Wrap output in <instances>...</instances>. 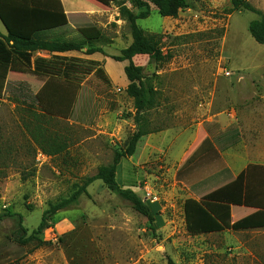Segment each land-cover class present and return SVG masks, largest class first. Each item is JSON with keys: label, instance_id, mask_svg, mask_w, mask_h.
I'll return each instance as SVG.
<instances>
[{"label": "rangeland", "instance_id": "obj_1", "mask_svg": "<svg viewBox=\"0 0 264 264\" xmlns=\"http://www.w3.org/2000/svg\"><path fill=\"white\" fill-rule=\"evenodd\" d=\"M84 1L105 10L93 22L110 42L93 46L102 47L95 54L103 58L110 82L88 74L79 85L61 79L47 84L58 94L76 91L68 117L41 114L35 102L6 96L0 101V213L20 214L26 235L49 203L110 163L136 128L133 100L125 92L126 61L112 58L131 42L129 25L113 1ZM187 1L176 17H163L151 5L150 14L136 21L146 32L160 34L163 51L172 57L156 68L148 57L135 56L146 81L160 90L159 105L145 114L153 132L122 157L116 180L148 204L155 232L128 200L97 179L75 203L46 216L41 232L25 243L18 242L23 233L16 215L0 220V264H264V228L200 234L186 229L184 201L198 197L189 182L228 165L234 177L199 197L216 201L242 182L246 164H264V44L248 30L257 15L244 9L228 13L230 0ZM248 1L264 11V0ZM126 6L134 13L145 9L133 0ZM86 18L69 20L87 25ZM77 33L71 28L67 37ZM85 47L74 55L85 57ZM234 127L240 141L221 152V164L204 163L193 174L178 176L202 153L191 148L196 136L198 145Z\"/></svg>", "mask_w": 264, "mask_h": 264}, {"label": "trees", "instance_id": "obj_2", "mask_svg": "<svg viewBox=\"0 0 264 264\" xmlns=\"http://www.w3.org/2000/svg\"><path fill=\"white\" fill-rule=\"evenodd\" d=\"M111 1L117 7L119 16L127 21L130 28L131 42L121 49L119 55H114L112 58L116 61H126L123 67V72L128 81L125 92L133 100L136 128L125 148L116 152L110 163L100 165L95 174L85 177L81 184H76L67 196L49 203L38 226L29 235H26L27 229L21 224L22 216L20 214L0 213V220L6 216L16 215L18 217V227L23 233L18 238L19 243H25L35 238L36 234L41 232L46 216H52L59 210L75 203L79 196L87 194L88 185L97 179L101 180L109 190L128 200L137 212L146 217L149 229L155 232V217L151 208L133 190L119 188L116 180L117 166L122 157L131 156L138 141L143 136L153 132L147 128L148 123L145 114L159 105L160 90L146 81L143 67L135 63L134 57L145 55L149 62L155 63L156 68H159L172 57L170 51H163L161 35L146 32L136 21L138 18H145L150 14L151 5L163 17H176L180 10L188 7V1L133 0L136 7L145 8L137 13L126 6V0ZM230 4L228 13L244 9L257 15L248 23V30L256 42L264 44V11L254 7L248 0H230ZM0 21L6 29L5 34H0V100L4 90L8 87L5 82L12 58H15L19 64L34 73L62 79L69 85L81 84L88 74L96 75L105 83L110 82L103 68V63L99 60L65 55L33 58L34 53L41 50L49 52L81 50L85 47L84 42L87 43L85 54L103 52L102 47L93 46L94 43L99 42L104 45L110 42V39L95 25L79 27L77 37L68 38L71 28L68 27V19L60 0H0ZM22 89V85L16 88L19 93L23 94ZM51 93L55 92L45 88L39 90L31 99V104L35 102L40 107L41 114L70 116L76 91L69 92V94L59 93L58 98L52 97ZM51 102L53 104L56 102L58 107ZM60 108H64L65 112L59 111ZM213 141L217 148H212L200 155L191 165L180 171L178 176L187 173L193 174L194 170L204 163L221 162L219 151L234 146L240 141L239 130L234 127L223 131L218 137L213 138ZM58 150L54 148L52 152H58ZM48 152L50 153V151ZM231 179L230 169L222 164L214 172L197 181L189 182L188 186L192 193L200 197L209 190V187H218ZM236 186L216 201L195 197L187 198L183 204L187 231L191 234H200L219 232L225 229L264 228V165L249 163L246 166L242 182ZM232 205H243L255 208V210L232 221Z\"/></svg>", "mask_w": 264, "mask_h": 264}, {"label": "crops", "instance_id": "obj_3", "mask_svg": "<svg viewBox=\"0 0 264 264\" xmlns=\"http://www.w3.org/2000/svg\"><path fill=\"white\" fill-rule=\"evenodd\" d=\"M60 2L62 4L63 10L66 13L69 27L74 28L76 30L79 27H82L85 25H76V24L72 25L70 23V20H69L70 15L79 16V17L86 16L87 17L86 20L89 22V24H87V25H96L93 22V19L98 14H104L105 13V10H103L101 8L96 9L95 7H90V6L86 5V3H85L86 1H84V0H82L81 2H74L73 0L72 1L71 0H60ZM80 3L82 4V6L77 5ZM114 13L117 14V11H114ZM5 33H6V29L2 24V27H0V34H5ZM74 51L75 50H67V51H61V52H49L46 50H41V51H36L33 55V58H35L37 56L50 58L53 55L75 56ZM95 53L96 52H94L93 54L92 53L86 54L85 58H91V59L103 61V58L98 57ZM91 55L93 57H91ZM140 56L145 57V55H140ZM134 60H135V57H134ZM124 65H123V67H124ZM58 79L59 78H55V77L53 78V77H49L46 75L34 73L31 70H29L28 68L19 64L15 58H12L10 65H9V68H8V72H7V76H6V82H5V85H7L8 87H7V89L4 90L3 97L1 98V100H3V101L6 100L4 98V96H6L7 99H9V100L12 99L14 101H17V98H18L20 103L27 101V103L29 104V102H31V99L33 98L34 94H36L39 90L45 88V86L51 82L52 83L53 82L58 83ZM21 85L23 88L22 89L23 94L19 93L18 90H16V88H19ZM51 96L54 98L59 97L58 93H51ZM197 139H198V137L196 136L195 139L193 140L194 142L192 141L193 144H192L191 148L195 147V149H197L198 152L202 151V153L199 155H202L204 153L203 150H205L207 147L217 148L216 144L213 141V137H211V140H208V141H206L205 139H202V141L198 145H197V143H198ZM199 140H201V139H199ZM237 143H239V142H237ZM222 151H224V150L219 151L220 155H221ZM248 164L245 165L244 173H245L246 166ZM261 165H264V164H261ZM227 167L230 169V167L228 165H227ZM230 171L232 173V178H233L234 174H233L231 169H230ZM191 197H195V196L191 195ZM195 198L199 199V197H195ZM254 210H255V208H250V207H246L243 205H232L231 206L232 221L240 219V218L252 213Z\"/></svg>", "mask_w": 264, "mask_h": 264}, {"label": "built area", "instance_id": "obj_4", "mask_svg": "<svg viewBox=\"0 0 264 264\" xmlns=\"http://www.w3.org/2000/svg\"><path fill=\"white\" fill-rule=\"evenodd\" d=\"M226 73H228V72H226Z\"/></svg>", "mask_w": 264, "mask_h": 264}]
</instances>
